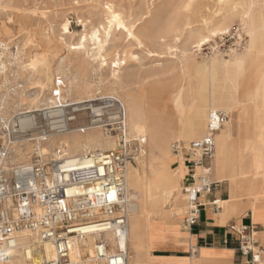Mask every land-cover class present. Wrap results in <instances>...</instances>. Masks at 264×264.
Here are the masks:
<instances>
[{
    "label": "bare ground",
    "instance_id": "1",
    "mask_svg": "<svg viewBox=\"0 0 264 264\" xmlns=\"http://www.w3.org/2000/svg\"><path fill=\"white\" fill-rule=\"evenodd\" d=\"M195 3H197L196 0H184L182 8H193ZM138 8L143 7L139 6ZM146 8V10H139L131 22L125 23L115 7L107 6L106 9H102L106 14V25L102 26V33L99 30H94L89 39L86 35H80L75 45L67 44L65 41L66 37L71 36L68 21L59 24V38L52 35V32V34L47 32L40 36L42 43L47 47L45 49H53L54 53H59L58 50L64 48L67 53L79 56L75 60L68 57L60 60V63L67 61L68 66L76 70L74 79L77 74H84L83 72L88 69L90 62L94 63L97 71L108 69L107 77L109 78L107 79H110L108 93L112 97L120 99L127 133L130 137L140 141L143 151V155L136 160L139 169L132 164L127 167L126 189L130 202L125 241L118 240L113 232L90 231L85 238L69 240L68 259L62 264H104V260L92 261L91 259L98 242L108 245V249L104 248L103 250L107 255L115 254L118 250H126L128 252L127 264H140L146 257L150 259V253L164 242L167 238L166 233L173 229L172 225L176 223L174 216L184 214L185 196L182 193L181 183L185 179V173L181 161L179 166H176V169L179 168V170L175 169L174 171L170 169L171 160H168L169 163L163 161L164 158L168 159L170 156L167 145L168 138H165L157 144V150L162 155V158L159 159L161 167L150 177V162L144 150L146 137L152 131L159 135L162 132L161 122L166 120L168 130L172 134L171 139L182 140L187 145L190 140L201 138L205 133L209 112L222 111L226 114L231 112V110L217 107L216 102L221 99H234V108L239 113L237 123L241 124L243 128V136L231 140L227 134H222L216 138L222 128L215 135L212 158L215 156L216 159L217 180L219 183L225 184L229 194V200L219 204L222 207L227 206L226 211L241 206L242 211L249 212L252 225L264 227V77L262 83L257 85L255 92L252 93L250 92L249 79L239 72L241 62H247L252 56L255 58L258 75L259 69L262 66L264 68V5L261 0H215L214 9L210 11L207 18H202L203 31L193 29L190 17L181 12L180 15L167 20H163L160 15H154L155 18L149 22V26L140 32L139 27L150 19L153 12L152 4ZM132 10L130 9L129 12L132 13ZM236 20L242 30L239 39H242L243 35L247 37L246 45L241 49V52H233L230 59L225 62L211 60L209 65L198 63L190 52L191 46L195 44L198 47L208 41L210 37L224 33ZM123 32H125L130 46L134 45L151 57L163 58L167 55L175 57L169 70L176 76L173 84L175 91L172 97H168L166 100L153 89H148L147 84L140 81L132 82L134 77L132 74L126 73V80L119 76V72L122 71L119 68V54L116 50V42L111 39L115 37L116 33L120 35ZM114 40L116 41V39ZM151 40L156 42V45L161 49L160 52L151 50L148 44ZM89 42L92 47H87ZM107 56L112 57L109 63H107ZM121 57L123 61L121 64L125 65L126 61L131 59L132 53L125 47L121 52ZM47 63L43 56L34 54L27 67L32 74L35 73L40 79L46 77L47 70L49 71ZM153 71L149 78H154L158 74H155V70ZM93 72L95 71L93 70ZM54 77L52 75V79ZM71 80L73 79L71 78ZM29 84L31 85L32 82ZM130 84H138L135 95H131L127 91V85ZM38 86L42 90L45 87L41 82H37ZM90 88L89 90L92 89ZM84 91L88 95L87 89ZM238 91L243 92L244 97L241 100L234 97ZM22 99H26V97ZM159 99H162L163 102L165 99L164 104L167 103L164 106V112L157 110L160 105ZM39 100L26 99L25 104L29 109L26 114L35 112ZM110 103L112 101L80 105L73 112H87L93 119L91 123L98 125L102 122L98 118L107 115L115 106L114 104L111 106ZM168 108L174 112L172 117L167 116ZM228 115L230 117V114ZM53 117L54 115H51V118ZM33 120L34 117L31 115L19 118L14 121V127H30L33 125ZM228 122L229 119L226 123ZM172 123L177 126L172 127ZM68 130L60 135V140L67 146V153L71 156H77L78 150L81 151V154H86L92 152H88L89 150L104 152L115 146L112 140L106 139L112 137L105 136L103 139L96 132L78 134L76 129ZM55 142L60 143L59 141ZM56 143L55 146L58 145ZM209 169L211 174V168L209 167ZM200 171L199 169L197 172ZM160 182L161 184H158ZM215 203L217 204V201ZM255 235H258L264 242V232H256ZM16 238L13 246L0 248V253L3 252L6 255L5 261L0 264H46L56 259L54 247L48 242L40 241L36 235L21 232Z\"/></svg>",
    "mask_w": 264,
    "mask_h": 264
},
{
    "label": "built area",
    "instance_id": "2",
    "mask_svg": "<svg viewBox=\"0 0 264 264\" xmlns=\"http://www.w3.org/2000/svg\"><path fill=\"white\" fill-rule=\"evenodd\" d=\"M57 97L42 111L45 116H36L30 127H16L13 138L4 136L0 143V248L13 246L21 232L34 234L54 247L56 259L46 264L65 262L70 252L69 240L85 238L90 231L113 232L118 240L125 241L130 202L126 189L127 167L143 155L140 141L127 133L123 109L118 103L110 100L111 106H115L98 118L102 120L100 124L94 125L86 112H73L79 104L61 103L59 92ZM77 113H85L89 119L88 126L77 132L83 134L99 126L104 136L115 139L114 148L77 156L69 155L62 146L43 149L50 138L69 131ZM228 119L225 112L211 111L201 138L187 145L176 141L170 146L177 165L181 161L186 170L187 183L182 189L186 228L197 224L206 205L215 213L221 210L215 200L206 201V197L222 184L211 180L209 165L215 135ZM14 139L32 144L27 160H11ZM225 230L236 241L245 264L261 263L264 247L256 239L252 224L231 220ZM104 248L108 249V245L98 242L92 261L127 264L126 250L107 255ZM5 259L6 255L1 252L0 263Z\"/></svg>",
    "mask_w": 264,
    "mask_h": 264
},
{
    "label": "rangeland",
    "instance_id": "3",
    "mask_svg": "<svg viewBox=\"0 0 264 264\" xmlns=\"http://www.w3.org/2000/svg\"><path fill=\"white\" fill-rule=\"evenodd\" d=\"M183 1L184 0H0V60L2 61H0V143L4 136H9L10 139L13 138V132L17 129L14 127L15 120L28 115H31L34 118L36 116L39 117V115L42 116L43 114V116H45L46 113L41 114L42 111L48 108V106H50L53 101L58 99V92L61 103H66L68 105L79 104L78 106H80L112 100L113 102L118 103L119 106H122L120 99L112 97V95L108 93V88L110 85H108V82L110 79H107L109 78L107 77V74L109 73V71L107 72V68L103 69V71H97L95 69L96 66L93 65L94 63L90 62L88 69L83 72L84 74L81 75L79 73L74 79L76 70L68 66L67 61L60 63V60L63 58L65 59L66 57L71 60H75L79 56L77 54L67 53V50H64V48H62L63 50H58V52L60 51L59 53H54L53 49H45L47 47L42 43V38L40 37L41 34L52 32V35H56L55 37L59 38V26L64 21H68L70 23L68 29L71 36L66 37L65 41L67 44L75 45L80 35H86L87 39H89V36L94 30H99V32L102 33V26L105 27L106 25V14L103 10L110 5L113 8H116L115 10L119 12L125 23H129L133 20V17L138 14L139 10H146V7L152 4V15L150 19L146 20L145 23L139 27L140 29L138 28L140 32L149 26V22L155 18L156 15H160L163 20H167L180 15L181 12L182 14L190 17L191 21L193 22L191 25L193 29H204L202 20L207 18L210 14V11L214 9L215 0H196L197 3H195L193 8H182ZM261 2L264 5V0H261ZM139 6H142L143 8H138ZM130 9H133L131 11L132 13L129 12ZM241 33L242 30L240 24L236 20L230 24V28L224 33H219L210 37L208 41L204 42L198 47L193 44L191 46L190 52L193 54L195 60L198 63H205L209 65L211 60H217L219 62L228 61L233 52H241V49L246 45L247 37L245 35H243L242 39H239V34ZM114 39H116V41ZM111 40L116 42L117 45L115 46L117 47L116 50L119 54V68L122 70L119 72L120 77L126 80L127 74H132L134 76L132 82L140 81L144 84H147L148 89H153L157 94L162 95V97L166 100L168 97H172L175 91L173 84L176 76L175 74L170 73L169 70L172 66V62H174V56L167 55L163 58L151 57L150 55L146 54V52H143L134 45L130 46V44H128L127 38L125 37V32L120 35L116 33L115 37ZM89 43L87 44V47H92L91 43ZM148 44L151 50L156 52L161 51V49L156 45L155 41L151 40L148 42ZM125 47L128 51H130V53H132V57L130 60L126 61L125 65H123L121 64V62H123L121 60V52ZM44 51L47 52L45 53ZM34 54L41 55L47 60V68L49 71L47 70L46 77H42L40 79L37 78L36 74H32L30 69L27 67V64L31 62V58ZM111 59V56H107V63H109ZM241 63L242 64L239 66V72L242 76L249 79L250 92L254 93L256 86L262 83V79L264 77V68L262 66L259 69L258 75L254 56L250 57L247 62ZM58 69L62 72L57 71ZM93 70L95 72H93ZM153 70H155V74H158H156V77L154 78H149V75ZM105 72L106 75H104ZM102 73L105 77L102 75ZM51 74L55 76L53 79ZM58 74L60 75L58 76ZM97 77L100 79V82ZM71 78L73 80H71ZM31 82L34 84L30 85L29 83ZM37 82H41V84L45 86L43 90L39 86L37 87ZM83 85L87 88H85ZM89 88L91 90H89ZM86 89L89 96L86 95V92L84 91ZM137 89L138 84L127 85V91L131 95H135ZM19 96L22 97L20 98ZM25 97L26 99L33 98L41 100H39L35 112L26 114L29 109H27L28 105L25 104L26 99H22ZM164 102L162 99H159L160 105L157 109L158 111L164 112V106L167 104H164ZM78 106L76 108H78ZM173 113V110L168 108L167 116L172 117ZM230 114H232V117L236 119L235 112ZM88 116L85 113H77L75 115V121L70 122V130H77L79 128L88 126ZM176 126L177 125L175 123H172V127ZM98 127H93L86 132H96L103 139H105L103 129ZM161 127L162 132H160L158 135L155 133V131H152L150 135L146 137V143L144 145L146 157L149 158L150 162V177H152L161 167L159 164V159L162 158V155L157 150V144L165 138H168L167 145L170 156L168 159L164 158L163 161L169 163L168 160H171V171H174L178 167L177 161L170 150L171 144L176 141L171 139L172 134L168 130V124L166 120L161 122ZM77 133L81 134L79 132ZM106 139L112 140V142L115 144L114 138ZM54 140L57 142L59 141L60 143L62 141L60 140V135L54 136L50 138L48 142L42 146V148L48 150L53 149L54 147L56 148L57 146H62L67 151V146L62 143V145L60 143H56ZM12 142L13 150L10 157L11 160H27L29 158V154L31 153L32 144L20 139H14ZM179 142L185 143L182 140ZM55 143L58 145L55 146ZM91 151L95 152L94 150H89L88 152ZM77 153V155H80L81 151L78 150ZM132 166L139 169L136 161L132 164ZM213 178H217L216 172H214ZM184 181L181 183L182 188L186 186L187 178H185ZM158 184H161V182ZM221 188L225 189L224 183L221 184ZM183 212H185L184 209ZM244 215L249 216V213L246 212ZM183 216L184 214H176L174 216V221H179ZM227 219L229 220L230 218ZM237 221L239 222L240 220ZM256 239L264 247V242L258 235H256Z\"/></svg>",
    "mask_w": 264,
    "mask_h": 264
},
{
    "label": "crops",
    "instance_id": "4",
    "mask_svg": "<svg viewBox=\"0 0 264 264\" xmlns=\"http://www.w3.org/2000/svg\"><path fill=\"white\" fill-rule=\"evenodd\" d=\"M234 97L237 100L243 99V92L238 91ZM233 101V98H227L216 102L218 108L236 113V119L232 117V114L227 113L230 114L229 122L223 126L216 138L222 134H227L231 140L243 136V128L241 124L237 123L239 113L234 108ZM209 167L211 168V180L219 183L217 178H213L214 172H216L215 156L211 159ZM183 171L186 174L184 168ZM185 178L187 177L185 176ZM211 199L217 201V206L221 208L218 213H215L212 207L206 205L200 212L197 224L192 228L184 226L183 216L180 219L181 224L180 220L176 221L172 225L173 229L166 233L167 238L164 242L150 253L151 260L146 257L140 264H245L244 258L237 251L236 241L226 232L225 227L231 220H240L245 224H252L251 216L244 215L249 212L242 211L241 206L229 211L225 210L227 206H220V202L229 200L226 187L222 189L220 186L212 192L211 196L206 197V201ZM253 227L256 232H264L262 226L253 225ZM262 261V264H264V259Z\"/></svg>",
    "mask_w": 264,
    "mask_h": 264
}]
</instances>
